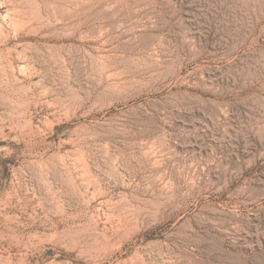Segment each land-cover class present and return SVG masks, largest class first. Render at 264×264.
I'll list each match as a JSON object with an SVG mask.
<instances>
[{
  "label": "rangeland",
  "instance_id": "374dc122",
  "mask_svg": "<svg viewBox=\"0 0 264 264\" xmlns=\"http://www.w3.org/2000/svg\"><path fill=\"white\" fill-rule=\"evenodd\" d=\"M0 264H264V0H0Z\"/></svg>",
  "mask_w": 264,
  "mask_h": 264
},
{
  "label": "bare ground",
  "instance_id": "6f19581e",
  "mask_svg": "<svg viewBox=\"0 0 264 264\" xmlns=\"http://www.w3.org/2000/svg\"><path fill=\"white\" fill-rule=\"evenodd\" d=\"M153 57L155 58V62H153V60H152ZM147 58H146V60H143L142 62L138 63V65L135 67L134 71H132V75L129 73L125 77L124 81H121V82L117 83V85L115 87H111V89L107 90V95L109 96L108 97L109 102L107 104L101 106L102 109H113V108H117V107H122V109L126 108V107H128L130 105V103L132 101H139L142 98L144 99V97L147 96L148 93L152 90V87H154L158 83L160 84V83H163V82L166 81V78L163 76V70H161V67H163L165 65V63H166L165 62L166 60H164L162 58V56L159 53H157V52H153V55H150ZM133 59H134V57L133 58L130 57L129 60H133ZM136 61H137V59H136ZM131 63H132V61H131ZM129 65H131V64H129ZM128 68L129 67H127V70H128ZM144 74H145V76L143 77ZM150 85H152V86H150ZM138 107H142V104L138 105ZM130 109H132V108H130ZM111 119H112V117H111ZM112 130H113V128H112ZM97 133H99V132H97Z\"/></svg>",
  "mask_w": 264,
  "mask_h": 264
}]
</instances>
